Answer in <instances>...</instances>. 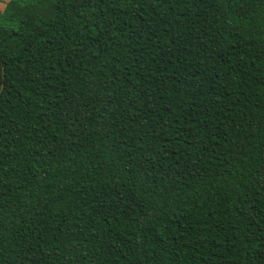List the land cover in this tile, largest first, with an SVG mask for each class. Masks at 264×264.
<instances>
[{
	"label": "trees",
	"instance_id": "obj_1",
	"mask_svg": "<svg viewBox=\"0 0 264 264\" xmlns=\"http://www.w3.org/2000/svg\"><path fill=\"white\" fill-rule=\"evenodd\" d=\"M0 264H264V0H9Z\"/></svg>",
	"mask_w": 264,
	"mask_h": 264
},
{
	"label": "rangeland",
	"instance_id": "obj_2",
	"mask_svg": "<svg viewBox=\"0 0 264 264\" xmlns=\"http://www.w3.org/2000/svg\"><path fill=\"white\" fill-rule=\"evenodd\" d=\"M6 0H0V11L3 10V6L5 7L6 3H5Z\"/></svg>",
	"mask_w": 264,
	"mask_h": 264
},
{
	"label": "crops",
	"instance_id": "obj_3",
	"mask_svg": "<svg viewBox=\"0 0 264 264\" xmlns=\"http://www.w3.org/2000/svg\"><path fill=\"white\" fill-rule=\"evenodd\" d=\"M9 0H6L5 3H7ZM3 9H4V6H3Z\"/></svg>",
	"mask_w": 264,
	"mask_h": 264
}]
</instances>
